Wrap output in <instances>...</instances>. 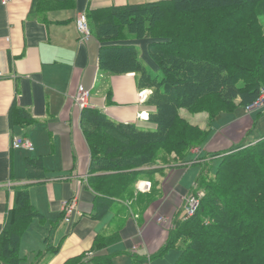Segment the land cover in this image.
Here are the masks:
<instances>
[{"label":"trees","instance_id":"16d2710c","mask_svg":"<svg viewBox=\"0 0 264 264\" xmlns=\"http://www.w3.org/2000/svg\"><path fill=\"white\" fill-rule=\"evenodd\" d=\"M87 16L102 44L100 66L115 74L134 72L140 87L152 89L147 103L154 107L150 127L116 121L99 108H83L90 187L101 202L97 217L110 207L109 198L123 200L125 192L134 193L141 175L164 174L172 165L192 162L191 150L208 140L220 112L245 108L260 96L264 0H153L92 9ZM132 34L149 40L148 54L157 71L148 68L136 44L128 41ZM182 109L205 111L207 126L201 128L203 122L190 120ZM13 117L22 125L33 122L20 108ZM210 156L220 163L213 177L207 164L202 167L192 191L204 190L196 213L175 220L157 256L178 247L174 264H264V135ZM25 165L28 180L48 178L41 157H27ZM157 185L151 191H159ZM27 186H15L14 204L0 233V260L9 264L21 261V236L34 217H42ZM120 238L117 229L100 236L95 247ZM89 261L113 264V256L94 254Z\"/></svg>","mask_w":264,"mask_h":264},{"label":"crops","instance_id":"0c3cea01","mask_svg":"<svg viewBox=\"0 0 264 264\" xmlns=\"http://www.w3.org/2000/svg\"><path fill=\"white\" fill-rule=\"evenodd\" d=\"M137 2L140 1L0 0V233L14 204L16 185L28 184L31 201L33 189L35 196L39 191L35 189H41L46 198L45 207L39 208L45 214L34 206L42 217H34L21 236L22 259L18 264H95L89 261L93 251L112 255L113 264H159L156 261L163 255L157 254L169 238L174 219L179 213L184 215L185 199L198 181L191 190L182 185L189 165L171 167L160 175L161 197L146 209L139 199L125 202L111 197L108 210L94 216L100 201L88 185L91 151L81 126L84 107L75 101L79 87L90 90L89 106L101 109L116 121L150 127L149 115L154 107L147 103L151 92L139 86L134 72L115 74L100 66L102 44L93 33L87 41L81 40L76 18L92 9ZM129 38L148 68L157 71L148 54L149 40ZM17 108L29 112L33 122L19 123L13 117ZM243 109L217 117L208 140L192 149V154L205 157L245 142L263 113L262 109ZM142 112L148 117L144 118ZM254 112L261 114L257 117ZM17 137L29 138L35 149L15 148L12 142ZM27 157L42 158L47 179L28 180ZM143 185L144 174L136 182L135 191ZM70 199H76L77 214L74 222L67 223L63 202ZM58 213L57 221L47 219V215ZM60 219L67 226L51 241ZM117 229L119 241L101 249L95 247L100 236ZM29 232L34 247L43 241L47 245L46 254L39 250L44 259L39 255L36 263L22 253ZM0 264L9 263L0 260Z\"/></svg>","mask_w":264,"mask_h":264},{"label":"rangeland","instance_id":"374dc122","mask_svg":"<svg viewBox=\"0 0 264 264\" xmlns=\"http://www.w3.org/2000/svg\"><path fill=\"white\" fill-rule=\"evenodd\" d=\"M138 1H140V2H148V1H153V0H138ZM131 36H134V35L132 34ZM148 89H149L150 92H152L151 88H148ZM236 101L239 102V99L236 98ZM243 108H244L243 105H241V106L237 107L233 111L234 112H238L239 110H244ZM228 110L229 109L224 110L223 112H220L217 117H219L223 113L230 112ZM245 111H246V109H245ZM182 113H183V115H185L188 118H190V120H192V121L194 120V121L203 122L202 125H201V128H205L207 126V124H208V115H207V113L205 111L189 112L186 109H182ZM262 113L263 114L258 113V112H254V114H256L257 117H259L260 114L261 115H260V117H259V119L257 121L256 127L254 128L253 132L248 136L247 140L245 141L246 144H250L251 142L255 143L256 141L260 140L262 138V136L264 135V108L262 109ZM213 153H215V152H213ZM173 154L174 153L172 152L169 155L172 158V162H173V156H174ZM211 154L212 153L207 154V155H205V157H199L198 155H193L192 154V150H191L190 158L193 159V157H194L195 159L192 162L186 164V166L189 165V167H188V169H187V171H186V173L184 175L183 184H182L188 190H191L192 187H194V184H195V182L197 181V179H198V177L200 175V172H201V166L199 164L200 161H202L201 163H203V165L205 164V166L207 164L208 170H210V176L211 177H213L215 175V173L217 171V168H218V165L220 163V158H218V157L213 158V157L210 156ZM208 157H209V159H207ZM179 166H182V165H179ZM172 167H178V166H173L172 165ZM168 169L169 168L165 169V173L164 174H162L161 172L154 173V175H146V174H144V183L146 184L147 182H149L150 183V188L146 189V190L141 189L139 191H138V189H137V191H135V189H134V193L132 192V193H128V194H127V192H125L124 193L125 195L123 194V200L122 199H119V200L120 201H125V202H127L129 200L137 201V199L139 197V193L138 192H140V194H144V196L139 198V200L144 202V209H146L147 205H150L153 202V200H155L156 198H160L161 197V190H160L161 188H160L159 178H160V175H165L166 172L168 171ZM90 180H91V175H89V177H88V185L89 186H90ZM154 182H155V184L158 183L157 186L159 187L158 188L159 191H157V192L151 191L152 188H153L152 186H153ZM35 190H39V191H37V194H36L37 196L34 195V189L31 191V193L33 194L32 202H33L34 206H36L38 209L45 207L46 198H45V195H44L43 191H40L41 189H35ZM199 192H202V194H203L204 190H200ZM191 194H194V193H191ZM255 198L256 197H254L253 199H255ZM256 200H255V202H256ZM183 209L185 210V204H184ZM40 211H42V210H40ZM135 211H138V210L135 209ZM42 213H44V212L42 211ZM59 215H60V213L56 214L55 216L47 215V219H52L53 221H57ZM177 219H184L183 213H182V215L179 213L178 216H176V218L174 219L173 222H175V220H177ZM159 220H161V221L165 220V222H166L167 219L166 218H164V219L160 218ZM48 224H49V222L46 225L47 229L49 227ZM58 225H59V227H56L54 229V231L52 232V234H51V237H50L51 241L54 240L55 238L57 239L58 236L62 235L63 234L62 231L67 226V225L64 224L62 219L59 220V224ZM32 226H33V224H31L30 227L32 228ZM46 233L47 234L49 233V229L47 230ZM26 234H28L27 235L28 236L27 237L28 238L27 239L28 243H27L26 246H24L22 248V253L26 254L27 255L26 257L28 259H31L30 261L35 262V263H36V259L41 257V256L42 257L39 258V259H41V260L44 259L43 256H44V254H46L45 252L47 250L46 242L43 241L41 245L34 247V242L31 243V238H30L31 234H30V232L26 233ZM33 249H35V252H33L34 251ZM39 250L40 251L43 250L44 254H40ZM96 251H97V249H96ZM94 254H96L95 251H93L90 256L93 257ZM179 255H180V249L178 247H172L168 251H166L163 254V256L159 257V259H157L156 262L159 263V264H172V263H174V261L177 260ZM37 256H39V257H37ZM85 257L87 259L88 256H85ZM37 263H39V262H37Z\"/></svg>","mask_w":264,"mask_h":264},{"label":"built area","instance_id":"2783aa9c","mask_svg":"<svg viewBox=\"0 0 264 264\" xmlns=\"http://www.w3.org/2000/svg\"><path fill=\"white\" fill-rule=\"evenodd\" d=\"M7 2V0H5ZM77 28L81 34V40L87 41L89 37L92 35V30L90 27L88 16L85 12L79 13L76 18ZM91 92L83 86H80L78 89V93L75 97V101L81 107L89 106ZM264 107V88L261 89L260 96L251 104L245 107L247 112H252L255 110H260ZM141 115L144 118H147L148 115L145 112H142ZM15 148H25L27 150L33 151L35 146L33 142L27 137H17L12 142ZM141 189H149L150 183H144ZM202 192H197L196 194H191L185 199V210H184V219H188L192 217L198 208L200 203V199L202 197ZM63 211H64V220L67 223H72L75 220L77 214V202L76 199L65 200L63 202Z\"/></svg>","mask_w":264,"mask_h":264}]
</instances>
